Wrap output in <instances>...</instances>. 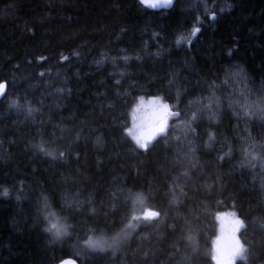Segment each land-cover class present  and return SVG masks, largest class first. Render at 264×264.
I'll return each mask as SVG.
<instances>
[{
  "label": "trees",
  "instance_id": "1",
  "mask_svg": "<svg viewBox=\"0 0 264 264\" xmlns=\"http://www.w3.org/2000/svg\"><path fill=\"white\" fill-rule=\"evenodd\" d=\"M224 69H242L247 81L224 83ZM3 81L0 264H216L225 211L245 222L238 236L248 259L235 264H264V119L238 118L229 103L241 90L264 96V0H177L161 11L140 0H0ZM209 89L220 110L198 114L191 132L185 122L200 105L190 102ZM155 97L180 116L145 152L127 129L137 102ZM42 140L65 155L40 152ZM174 177L179 204L170 207ZM120 189L149 195L144 205L161 219L118 252L87 249L90 229L110 236L144 206L114 197ZM49 210L73 226L63 241L45 231Z\"/></svg>",
  "mask_w": 264,
  "mask_h": 264
},
{
  "label": "snow or ice",
  "instance_id": "2",
  "mask_svg": "<svg viewBox=\"0 0 264 264\" xmlns=\"http://www.w3.org/2000/svg\"><path fill=\"white\" fill-rule=\"evenodd\" d=\"M141 4L147 5L148 7H157L159 0H140ZM165 3L171 4L172 0H164ZM212 19H215V15L213 14ZM200 31L199 28L193 29V35ZM189 43H191L189 41ZM63 60H68L69 57L63 56ZM225 80L224 83H227L229 79L240 78L243 81H247V77L243 75V70H233V69H224ZM43 75V74H42ZM119 83V81H117ZM215 86V85H213ZM7 88L6 82H0V94L5 92ZM210 95L206 98H201L197 101H191L190 105L199 104L200 107L196 112L191 114L189 120L185 122V126L189 131L194 132L195 129L192 125L197 121L198 114L203 115L205 112L208 113L209 119H212L220 110V105L222 101L220 98L216 97L214 92H211L209 89ZM261 92H264V87L260 89ZM233 96H236L237 99L235 101H229L230 105H235L239 108V111L235 114L237 117L243 116L244 118H253L259 117L264 119V96H259L256 99L251 98V92H245L241 90L240 92L232 93ZM207 100V103L204 101ZM14 105L19 106V101H14ZM215 109V111H214ZM142 110L147 111V117L141 116L140 122L137 123V112ZM27 111L29 114L33 111V109L29 106ZM180 113L178 111H172L167 103L162 101V98L155 97L149 101L148 105L143 104V100L141 98V105H138L137 109L133 113V126L127 129V133L132 137L138 149H142L145 152L149 151L150 146L153 145V141L156 140L158 136L164 135L167 133L169 128V118L177 117L179 118ZM209 139H213L214 134L209 133ZM179 140V137H177ZM45 141H41L40 144L37 145V148L40 152L44 153L48 156H53L58 154L60 157L65 155L64 151H58L54 153V151H50L45 147ZM188 151L193 152L195 149L191 147L190 144L187 145ZM246 155H250L252 160H256L257 156L248 153L245 150ZM223 159V157H221ZM264 159V157H262ZM179 163V161H177ZM183 175H187V173H183ZM179 177H174L171 185L168 186V190L165 195L170 196L171 199L169 201V206L171 207L173 204L178 205L179 200L177 199V189L175 188V183H177ZM5 196L8 195L7 189L4 190L3 193ZM181 195H185L182 191ZM114 197H124V202L127 203L131 201L133 205L136 203H140L144 205L146 201L150 198L149 195L145 193H134L131 189H120L118 192L113 193ZM64 206L72 207L71 204L67 203L65 200ZM50 204L47 196L43 197V209H50ZM63 207V206H62ZM80 207H83L81 205ZM41 211V209H38ZM112 211H115V205H113ZM92 214H96V209H92ZM162 212L159 210L145 209L137 213V209L133 206L131 209V214L128 216H124L120 220V224L123 226L119 228L118 231H115L112 235H107L104 232H101L100 235L95 234V229H90L92 235H88L86 239L83 240V244L87 249L96 251H105L107 249H112L113 251L119 249L123 243L129 238V236L136 229L141 226L147 227L148 223L152 221H159L161 219ZM163 216L166 218L167 213H163ZM233 219L229 222V230L227 234H223L218 238L216 245V254L213 259L216 261V264H235L237 258L241 260H247L249 254V247H246V242L242 241L240 237L237 235L241 229L245 228L244 220L236 217L235 214H232ZM49 217H55L56 222H52L49 220ZM45 220H49V226L45 229V231L53 233L54 237L57 239H61L65 236L70 235L69 229L73 226L66 222V217H61L57 215L53 211H47L44 216ZM115 222H113V225ZM173 230H175V226H173ZM189 240L193 239L191 234L187 237ZM62 264H75L72 260L62 261Z\"/></svg>",
  "mask_w": 264,
  "mask_h": 264
},
{
  "label": "rangeland",
  "instance_id": "3",
  "mask_svg": "<svg viewBox=\"0 0 264 264\" xmlns=\"http://www.w3.org/2000/svg\"><path fill=\"white\" fill-rule=\"evenodd\" d=\"M142 100H143V104L146 106V105H148V103H149V101L150 100H152V99H150V98H142ZM138 105H141V99L137 102V104H136V106L134 107V109H133V112H132V115H131V117H130V123H129V127L128 128H131L132 126H133V113H134V111L137 109V107H138ZM147 111H145V110H142V111H140V112H137L136 113V115H137V123H139L140 122V117L141 116H144L145 118L147 117ZM172 117H170L169 118V120L171 119ZM169 123V122H168ZM132 138V137H131ZM150 208V206H148V205H144L143 207H141V208H137V213H139L140 211H142V210H145V209H149ZM150 209H152V208H150ZM153 210V209H152ZM234 212H232V211H225V212H221V213H219L218 215H217V220H218V224H219V231H218V235H217V237H216V239H215V242H214V251H215V253H214V255L216 254V245H217V240H218V238L219 237H221L222 236V229H223V234H227V232H228V230H229V222L233 219V216H232V214H233ZM235 214V213H234ZM235 216L237 217V215L235 214ZM54 222H56L55 221V219H54ZM238 235V234H237ZM64 238V237H63ZM63 238H61V240L63 241L64 239ZM123 246V245H122ZM122 246L120 247V248H122ZM120 248L119 249H117V250H115L116 252H118L119 250H120ZM108 251H113L112 249H108ZM237 259H239V258H237ZM236 259V260H237ZM236 262V261H235ZM215 263H216V261H215Z\"/></svg>",
  "mask_w": 264,
  "mask_h": 264
},
{
  "label": "water",
  "instance_id": "4",
  "mask_svg": "<svg viewBox=\"0 0 264 264\" xmlns=\"http://www.w3.org/2000/svg\"><path fill=\"white\" fill-rule=\"evenodd\" d=\"M177 0H172L171 4H167L164 2V0H159V3L157 5V7L153 8V7H148L147 5H145L146 7H148L149 9L151 10H155V11H161V10H170L173 8V6L175 5ZM144 5V4H143ZM5 82V81H3ZM7 83V82H6ZM7 89H8V84H7V88L5 89V92L3 94H0V101L3 99L4 95L6 94L7 92ZM160 136H158L157 138H159ZM156 138V139H157ZM154 142V141H153ZM67 260H72L75 262V264H80L79 261L75 258H72V257H68V258H65L63 260H61L59 262V264H62V261H67Z\"/></svg>",
  "mask_w": 264,
  "mask_h": 264
}]
</instances>
